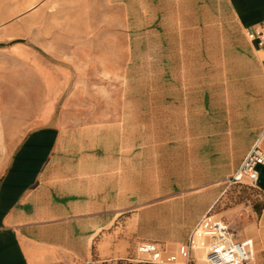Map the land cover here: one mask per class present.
<instances>
[{
  "label": "rangeland",
  "instance_id": "rangeland-1",
  "mask_svg": "<svg viewBox=\"0 0 264 264\" xmlns=\"http://www.w3.org/2000/svg\"><path fill=\"white\" fill-rule=\"evenodd\" d=\"M58 121L96 123L118 152L134 255L106 263L148 264L139 242L186 235L216 180L212 212L233 229L261 211L255 188L206 175V139L189 142L192 125L254 144L264 131V64L227 0H0V180L27 131Z\"/></svg>",
  "mask_w": 264,
  "mask_h": 264
},
{
  "label": "crops",
  "instance_id": "crops-1",
  "mask_svg": "<svg viewBox=\"0 0 264 264\" xmlns=\"http://www.w3.org/2000/svg\"><path fill=\"white\" fill-rule=\"evenodd\" d=\"M227 2L243 31H257L264 21V0ZM250 40L264 64V47ZM193 126L191 151L199 153V144L206 139V175L221 176L223 182L236 173L255 145L264 150V131L254 144V139L229 138L220 135L221 131L200 137L198 125L197 132ZM100 132L96 123L74 129L64 121L27 131L0 180V264H101L132 255L129 247L135 239L129 236L127 227L121 229L127 235L120 236V208L134 203L120 207L118 152L105 150ZM180 140L183 143V137ZM259 172L255 190L264 198V165ZM219 181L207 187L209 202L204 195L192 219L184 222L186 235L147 241L178 245L177 252H169L158 243L164 254L176 256L179 264L185 263L192 230L227 192L228 186L214 187ZM130 184L133 189V179ZM238 227V231L234 229L236 238L249 241L254 248V264H264V203L259 213L248 214ZM142 242L146 241L139 244Z\"/></svg>",
  "mask_w": 264,
  "mask_h": 264
},
{
  "label": "built area",
  "instance_id": "built-area-1",
  "mask_svg": "<svg viewBox=\"0 0 264 264\" xmlns=\"http://www.w3.org/2000/svg\"><path fill=\"white\" fill-rule=\"evenodd\" d=\"M248 37L257 40L264 47V21L257 31H248ZM264 165V150L257 144L247 154L239 169L227 179L229 184L246 183L257 188L259 183V167ZM201 238L205 242L206 258L199 260L196 240ZM142 261L152 264H179L176 256L166 255L157 243L142 242L139 245ZM255 251L249 241H240L231 224L223 218L208 211L192 230L186 248V261L182 264H254ZM85 264H95L87 261Z\"/></svg>",
  "mask_w": 264,
  "mask_h": 264
},
{
  "label": "bare ground",
  "instance_id": "bare-ground-1",
  "mask_svg": "<svg viewBox=\"0 0 264 264\" xmlns=\"http://www.w3.org/2000/svg\"><path fill=\"white\" fill-rule=\"evenodd\" d=\"M196 249H197V255L199 260H204L206 258V250H205V242L201 238H197L196 240Z\"/></svg>",
  "mask_w": 264,
  "mask_h": 264
},
{
  "label": "trees",
  "instance_id": "trees-1",
  "mask_svg": "<svg viewBox=\"0 0 264 264\" xmlns=\"http://www.w3.org/2000/svg\"><path fill=\"white\" fill-rule=\"evenodd\" d=\"M101 264H111V263H106V262H105V263H101ZM148 264H152V263H148Z\"/></svg>",
  "mask_w": 264,
  "mask_h": 264
}]
</instances>
